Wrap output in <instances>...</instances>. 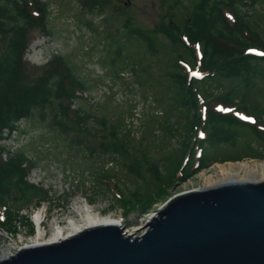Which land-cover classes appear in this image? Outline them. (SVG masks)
Segmentation results:
<instances>
[{
  "label": "trees",
  "instance_id": "trees-1",
  "mask_svg": "<svg viewBox=\"0 0 264 264\" xmlns=\"http://www.w3.org/2000/svg\"><path fill=\"white\" fill-rule=\"evenodd\" d=\"M78 1L80 14L85 12L88 17L98 14L107 21L112 0ZM257 1L193 0L190 14L182 15L179 21L164 18L148 32L131 25V19L125 18L122 32L117 30L118 37L111 39L109 44V47L117 46L118 57L111 62L106 79L110 80L108 75H111L125 81L120 75L122 71L132 68L136 72L137 65L133 62L118 67L119 63H126L123 49L128 45L137 43L154 55L158 53L157 43L161 36L181 47L182 52L174 50L163 68L170 82L167 109L160 107L155 96L144 91L137 82L138 100L142 104L137 118L138 104L129 98L121 102L114 100L116 105L128 107L127 114L118 122L104 116L100 118L103 132L97 148L112 154L114 159L117 156L123 174L135 185L130 188L124 180L120 181L114 166L102 168L101 182L93 186L95 195H110L111 201L126 213L142 216L154 203L164 199L168 188L177 181L185 182L214 163L264 158V110L259 108L256 98L263 95V90L255 83L264 79V70L257 67L264 64V8L262 13L250 11ZM119 9L118 6L114 10L118 13ZM50 14L49 3L42 0H0V133L3 128L12 129L20 118L25 122L37 118L36 124L29 123L25 129L39 130L35 138L6 161L0 157V211L5 214L0 229L4 231H14L22 223L33 231L32 220L21 216V208L52 203L55 199L48 190L27 181L29 170L37 164L35 159L27 158L30 155L27 147L40 134H56L63 138L81 136V144L89 133L86 124L90 116L83 103L71 109L75 90L88 89V85L69 55H51L40 73L34 76L24 60L32 31L38 30L54 38L49 25ZM82 23L95 30L92 19L85 18ZM107 37L113 36L108 34ZM250 49H257L261 54L248 51ZM180 62L199 76L187 73ZM222 80L230 83L225 91L219 88ZM214 102L233 106L236 113L253 116L256 121L241 119L235 113L218 112L211 107ZM147 116L163 119L153 133L151 129L144 131ZM134 119L139 121V136L133 135L127 126L126 121L130 120V126L134 127ZM236 129L246 131L245 137ZM143 131L157 139L160 149H167L172 141H178L179 148L174 152L163 151L160 156L131 149L127 141H141ZM69 143L74 142L69 139ZM220 147L237 149V152L232 156H217L211 151ZM94 199L88 197L89 203Z\"/></svg>",
  "mask_w": 264,
  "mask_h": 264
},
{
  "label": "rangeland",
  "instance_id": "rangeland-1",
  "mask_svg": "<svg viewBox=\"0 0 264 264\" xmlns=\"http://www.w3.org/2000/svg\"><path fill=\"white\" fill-rule=\"evenodd\" d=\"M42 1L49 3V10L51 13L49 25L53 30L54 38H52V36H43L38 30H34L30 33V44L24 56L28 70L30 74L34 76L40 73V68L47 62L51 55H69L71 60L76 64L79 73L87 79L90 96L87 92L82 95L89 103H93V105L83 101V106L90 118L86 124L89 133L83 137V142H81V144H79L81 136L69 135L63 138L56 134H40L34 143H31L27 147V151L34 157L37 163V165L29 171L27 180L32 184L49 190L53 193V198L55 199L52 203H43L37 206L32 204L28 207L21 208L20 214L21 216H28L33 220L35 214L41 212L44 229L43 226H40L39 229L40 231H46L44 240L49 236L50 225L54 226L55 223L58 222L60 226L63 227L68 218L72 215L74 216V214H70L72 208L84 205L85 203L94 206L95 210L102 215H110L116 221H121V225L125 226V229L130 228V226H137L144 215L138 216L134 212L126 213L122 208L111 201L110 195L102 196L100 194H94L93 186H96L94 185L95 183L101 182L99 176L102 168H112L114 166V169L116 168L118 172L117 178L120 181L124 180L130 188L135 185L131 178L123 174L124 172L121 170L120 160H118L117 156L116 159H114L112 154L103 153L97 148L103 132L99 120L104 116L113 122H118L122 119V116L127 114L128 107L124 104L116 105L114 100L116 99V101L120 102L125 96L124 92L128 90H133V94L136 97L140 91L132 87V84H136V81L144 91L155 96L160 107L167 109L166 103L170 100V82L164 75L163 68L166 60L170 58L169 55H172L174 50L179 53L182 52V48L172 45L167 39L161 36H159V42L157 43L158 53L154 55L149 54L148 51H145L143 46L141 47L137 43L128 45L123 49L124 59L126 58L123 60L126 61V63H119V65L117 63V65L118 67H123L131 62L135 63L137 65L135 75H132V82H129L130 84L108 75L111 77L110 81L115 82L112 88V86L108 84L109 81L106 79L105 73L111 71L109 66L111 62L115 61L114 58L116 59L118 55L116 53L117 46L109 47V44L111 43V39L115 40L118 37L116 33L117 30H119V33L120 31L122 32L125 18L131 19V25L141 28L144 32H148L164 20V18H173L179 21L182 15L190 14L191 8L193 7V0H182L179 3H177V0H112V5L108 10L107 21H104L103 17L98 14H93L91 17H88L85 12L80 14V4L77 0ZM118 6L120 9L119 12L116 13L114 9ZM263 8L264 0H258L250 11L255 10L257 13H262ZM173 14H175L174 17ZM85 18L93 20L95 30L84 27L82 21ZM108 34H111L113 37H107ZM257 67L260 70H264L263 63L258 64ZM255 83L263 90V95H259L256 98L259 108L264 110V79H258ZM229 84L227 80H222L219 88L225 91ZM110 86L112 89H110L109 92L107 87L109 89ZM131 100L138 104L135 115L137 118L142 104L133 97ZM97 101H99L98 104ZM152 105L158 109L155 102H152ZM211 107L223 113L235 112L233 107L222 103L214 102L211 104ZM175 114H177V112H175ZM175 114H173L174 117ZM147 117L144 131L146 129H151L153 133L156 125L157 129H159L158 125L163 123V119L152 118L153 116ZM36 121L37 118L25 124H36ZM126 122L127 126L130 127L136 135L140 134L138 130V120H133L132 125H134V127L130 126L132 123L130 120ZM144 131L141 141L136 142L130 139L127 141L131 149L137 152L147 151L151 155L160 156L163 151L167 152L170 150L174 152L179 148L178 141H172L171 146L167 147V149H160L161 145L156 142L157 139ZM236 131L240 136L245 137L246 131H241L240 129H236ZM38 134V130H32L29 133V135L33 136ZM14 136L15 137L11 136L4 140L1 144H5V146L9 148L17 147L20 141L16 136L19 137L20 135L15 133ZM159 138L160 137H158V139ZM11 139L16 141L9 143ZM69 139L74 143H69ZM157 144L159 145L157 146ZM89 147H92L93 150H86ZM211 151L217 154V156H232V154L237 152V149L220 147L214 150L212 149ZM261 161H264V158H245L240 161L214 163L210 167L194 174L187 181H177L173 186L169 187L167 196L154 203L148 213H155L158 208L171 198L201 186L202 176H200V174L203 172H206V174L208 172L212 173L218 167L228 169L230 163H254ZM240 176L241 174H239L238 177ZM149 183H151L150 180ZM109 184L112 186L111 183ZM149 187H152V185L150 184ZM88 197L95 198L93 203H88ZM1 217L2 212H0V218ZM74 218H76V216H74ZM33 228L34 230L30 231L27 225L22 223L20 226H17L14 231H9L8 229L4 231L0 229V254L7 252H9V255L15 254L24 244L38 239L36 238L37 230L34 224Z\"/></svg>",
  "mask_w": 264,
  "mask_h": 264
},
{
  "label": "water",
  "instance_id": "water-1",
  "mask_svg": "<svg viewBox=\"0 0 264 264\" xmlns=\"http://www.w3.org/2000/svg\"><path fill=\"white\" fill-rule=\"evenodd\" d=\"M155 213L139 236L104 223L25 245L0 264H264V181L192 190Z\"/></svg>",
  "mask_w": 264,
  "mask_h": 264
},
{
  "label": "bare ground",
  "instance_id": "bare-ground-1",
  "mask_svg": "<svg viewBox=\"0 0 264 264\" xmlns=\"http://www.w3.org/2000/svg\"><path fill=\"white\" fill-rule=\"evenodd\" d=\"M36 45V44H35ZM138 136V135H137ZM233 172V173H232ZM239 174H241L240 177ZM202 176V185L195 188L196 189H206L209 187H213L217 184L236 180L240 182H248V183H259L264 181V161L261 162H237V163H230L228 165V169L224 167L216 168L212 173L203 172L200 174ZM70 214H74V216H70L62 227L60 223H55V225L49 226V236L47 239L44 240L46 231L37 229L36 240L28 242L24 245L28 244H52L56 242H60L68 238L71 235L79 233L80 231L84 230L85 228L101 225L104 223H116L121 224V221H116L110 215H102L100 212L96 211L94 206L85 203L84 205H79L77 207L72 208ZM154 216L153 213H146L144 217L140 220L137 226H130V228L125 229L124 234L129 236H139L144 234L145 228L144 224L146 221L150 220L151 217ZM34 219L38 224L39 219L41 220V212L35 214ZM40 226H43L44 229V222L43 220L40 223ZM148 228V227H147ZM43 239V240H40ZM9 252L1 253L0 259L8 257Z\"/></svg>",
  "mask_w": 264,
  "mask_h": 264
}]
</instances>
